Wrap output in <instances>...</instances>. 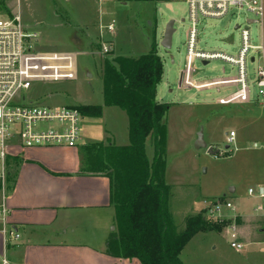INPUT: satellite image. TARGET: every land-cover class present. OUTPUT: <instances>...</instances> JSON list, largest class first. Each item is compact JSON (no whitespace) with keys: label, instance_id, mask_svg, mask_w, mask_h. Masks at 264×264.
Segmentation results:
<instances>
[{"label":"rangeland","instance_id":"1","mask_svg":"<svg viewBox=\"0 0 264 264\" xmlns=\"http://www.w3.org/2000/svg\"><path fill=\"white\" fill-rule=\"evenodd\" d=\"M14 8L18 12V8ZM20 14L30 31L38 34L42 51L76 56L75 81L36 83L29 93L33 101L47 107L104 106V59L138 58L151 51V44L158 45L164 75L158 86L157 99L170 106L163 121L165 182L170 186L168 205L174 223L178 232H182L188 218L197 215H204L216 223L228 222L222 232L196 235L184 248L181 260L183 264H264V255L259 253L256 245L249 247L247 252H238L231 247V234L223 233L232 225L230 219L236 211L224 208L214 218L208 215L209 208L217 201H228L236 207L245 206L253 211L255 199L248 195V190L264 187V137L251 131L246 133L243 128L236 139L238 149L233 145L232 153L226 156L212 155L206 149L195 147L197 135L203 128L206 143L222 153L227 147L230 129L234 126L240 128L241 121L254 112H247L249 107L253 111V106H241L245 103L228 105L218 102L236 88H203L202 84L236 75V68L220 59L208 64L200 59L194 61L192 79L201 90L180 88V75L187 63L188 33L192 27L187 2L21 0ZM248 18L252 17L237 11L220 19L202 18L198 26V50L221 52L237 58L242 39L241 30L236 27L246 28ZM172 20L175 21V33L172 49L167 51L161 43ZM111 24L115 26L113 34L108 31ZM250 32L252 44L258 45L260 23L251 24ZM105 44L111 45L113 52L105 54L102 51ZM256 66L248 62L252 81L256 77ZM251 94L252 101L264 99L258 95L255 82ZM117 111L122 113L119 109ZM96 119L98 123L103 120L102 117ZM90 121L88 118L86 123L82 120L83 135L86 130L87 134L94 132L93 128L89 129ZM106 123L111 126L114 121L108 116ZM116 123L120 126V122ZM147 153L152 159L154 147L151 142L147 145ZM231 188H236V192L232 193Z\"/></svg>","mask_w":264,"mask_h":264},{"label":"crops","instance_id":"2","mask_svg":"<svg viewBox=\"0 0 264 264\" xmlns=\"http://www.w3.org/2000/svg\"><path fill=\"white\" fill-rule=\"evenodd\" d=\"M259 40L264 47V19ZM241 106H253V111L249 107L247 112L254 115L230 132L238 137L245 128L246 133L264 137V99H251ZM118 109L105 107L101 124L94 117L82 115L85 123L91 119L89 129L94 132L87 134L86 130L76 147L11 149L6 161L9 220L20 239L4 246L0 235V256L5 252L11 264H141L138 259L107 253L108 239L117 225L111 172L105 169L103 156L109 146L130 143L128 116ZM108 116L114 121L111 126L106 123ZM258 202L255 199L253 211L235 206L232 225L223 233H230L232 238L234 227L243 251L256 245L264 255V215L254 212Z\"/></svg>","mask_w":264,"mask_h":264},{"label":"built area","instance_id":"3","mask_svg":"<svg viewBox=\"0 0 264 264\" xmlns=\"http://www.w3.org/2000/svg\"><path fill=\"white\" fill-rule=\"evenodd\" d=\"M189 8L191 29L188 33V55L182 87L199 89L192 79L194 61L209 63L220 59L236 68L234 77L202 84L204 89L219 86L221 89L236 88L228 97L218 99L222 104L246 103L251 100L252 84L255 82L258 95L264 98V47L259 42L252 44L249 21L261 23L264 19V0H185ZM14 6L18 12L14 11ZM237 11L247 17V27L241 30L242 46L238 57L221 52L198 50V26L202 18L220 19ZM113 34L115 26H108ZM105 54L113 52L111 45L102 48ZM248 62L256 64L255 79L250 80ZM225 71V70H224ZM76 56L68 53L44 52L39 48V36L23 23L20 0H0V235L4 246L18 241L20 234L10 223L8 206L7 158L16 146L33 148L41 146L76 147L82 137L83 116L77 106L47 107L37 104L29 97L36 83L75 81ZM196 83V84H193ZM202 88V89H203ZM219 90V91H220ZM237 134H227V147L217 155L226 156L237 150ZM248 195L259 202L254 208L256 215H264V187L249 188ZM236 210L233 203L217 201L208 210L212 218L223 209ZM219 217V216H218ZM231 247L243 251L244 245L237 241L236 230L231 228ZM1 264H11L5 252Z\"/></svg>","mask_w":264,"mask_h":264},{"label":"trees","instance_id":"4","mask_svg":"<svg viewBox=\"0 0 264 264\" xmlns=\"http://www.w3.org/2000/svg\"><path fill=\"white\" fill-rule=\"evenodd\" d=\"M170 2L172 0H137ZM138 58H105L102 64L104 106H79L84 117H102L105 107L126 112L129 145L109 146L103 156L113 182L117 231L107 242L110 256L138 259L141 264H183L181 255L199 233L222 232L228 222L216 223L204 215L188 218L178 232L169 210L170 186L165 182V125L170 109L157 99L164 65L158 45ZM154 147L152 159L147 145Z\"/></svg>","mask_w":264,"mask_h":264},{"label":"water","instance_id":"5","mask_svg":"<svg viewBox=\"0 0 264 264\" xmlns=\"http://www.w3.org/2000/svg\"><path fill=\"white\" fill-rule=\"evenodd\" d=\"M257 23L256 21H249V24H254ZM174 25H175V21L172 20L168 23L166 30H165V34L163 37V41L161 43L162 47L164 49H166L167 51H170L172 49V43H173V35L175 33V29H174ZM237 29H239V26L236 27ZM208 64V63H205ZM183 78H184V71L181 73L180 75V81H179V86L180 88H182L183 85ZM195 147L197 149H206L208 150V152L212 155H217L218 151H214L212 147H210L204 138V129L201 128V130L199 131L198 135H197V140L195 142ZM231 192H234V188H231Z\"/></svg>","mask_w":264,"mask_h":264}]
</instances>
